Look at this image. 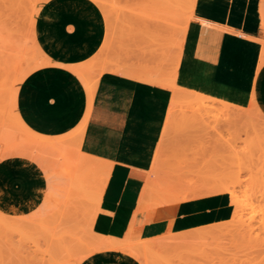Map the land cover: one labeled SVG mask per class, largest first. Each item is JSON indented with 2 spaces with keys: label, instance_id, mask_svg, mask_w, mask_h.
<instances>
[{
  "label": "rangeland",
  "instance_id": "1",
  "mask_svg": "<svg viewBox=\"0 0 264 264\" xmlns=\"http://www.w3.org/2000/svg\"><path fill=\"white\" fill-rule=\"evenodd\" d=\"M85 1L100 25L101 16L105 24L103 49L88 60L99 39L93 35V24L66 0H0V157L4 148L22 140L31 146L51 144L64 160L71 159L78 150L79 142L68 137L82 127L87 114L70 134L55 138L31 131L22 118L20 95L38 67L53 64V70L42 74V78L54 112L67 108L72 100L71 83L60 68H70L76 74L87 101V80L77 65H84L86 71L88 67V77L114 64L129 68L142 67L133 64H154L153 68H159L164 63L169 66L168 73L173 72L180 35L171 34L172 20L166 22L155 16L158 8L154 0ZM180 9L181 29L192 13L187 1ZM68 23L71 29L65 30ZM75 61L81 63L68 65ZM185 110L183 104L173 110L176 118L160 150L162 161L167 163L164 171L170 175L167 179L175 181L160 180L157 152L151 173L157 191L145 201L177 197L179 202L167 206L182 204L187 212L190 207L209 208L200 215H188V221L211 224L175 233L169 243L144 253L140 252L144 243L131 230L121 239L95 234L90 218L94 204H98L94 194L100 176L78 167L80 156H76L74 168L59 190L48 191L49 196L66 194L65 198L50 201L48 214L25 218L0 213V264H80L91 255L113 251L131 255L139 264H264V133H246L241 123L217 130L209 124L190 127L183 119L188 114L183 113ZM229 194L239 204L237 209L244 206L241 210L246 213L240 216V222L245 216L244 222L252 225L245 223L252 228L248 230L250 235L244 232L245 224L235 226L232 221L237 218H229L221 197L229 200L233 214L236 208Z\"/></svg>",
  "mask_w": 264,
  "mask_h": 264
},
{
  "label": "crops",
  "instance_id": "2",
  "mask_svg": "<svg viewBox=\"0 0 264 264\" xmlns=\"http://www.w3.org/2000/svg\"><path fill=\"white\" fill-rule=\"evenodd\" d=\"M73 1L66 0L72 9L81 12L80 6L72 5ZM91 11L102 29L98 43L85 60L98 51L105 35L102 16L101 26L98 16ZM187 23L181 38L178 64L173 73L175 86L242 107L254 102L264 114V0H197ZM70 29L71 25L66 24L65 30ZM48 42L49 35L45 48ZM79 63L68 62V65ZM64 64L67 65V62ZM139 66L142 67L125 68L153 74L157 70L160 77L170 79L167 73L169 66L165 64L160 68H153L154 64H133V67ZM60 69L71 83L72 100L69 106L61 111H53V100L42 78V74L53 70L50 62L36 68L24 85L20 95V113L31 131L48 138L70 134L87 114L82 127L68 137L72 139L84 127L78 150L71 159L64 160L59 150L51 144L29 145L31 148L23 150L4 148L0 157V177L1 184H8L10 192L0 194V213L25 218L30 214L36 217L48 214L52 205L50 201L65 198L66 194L49 196L47 175L68 177L77 157L85 155L94 164L110 166L98 204H94V210L99 209L96 213L100 211L95 213L92 221L95 234L121 239L131 230L133 235L143 240L211 224L188 221V215H200L208 212L209 208L191 210L188 205L189 212L183 211L182 204L144 207V211L143 206L140 208L142 187L152 163L156 166L154 158L157 152L160 180L175 181L167 179L170 176L164 171L167 163L162 161L160 155L162 142L159 145L171 102V89L132 76L110 73L103 77L102 74L96 81L92 99L88 94L87 101L84 86L76 74L70 68ZM37 146L48 150L45 154L35 153ZM16 169L33 177L34 184L26 185L25 192L9 186L11 173ZM221 197L226 201L230 218V202ZM134 258L113 251L91 255L80 264H139Z\"/></svg>",
  "mask_w": 264,
  "mask_h": 264
},
{
  "label": "bare ground",
  "instance_id": "3",
  "mask_svg": "<svg viewBox=\"0 0 264 264\" xmlns=\"http://www.w3.org/2000/svg\"><path fill=\"white\" fill-rule=\"evenodd\" d=\"M94 1L96 2L99 0H94ZM184 1L185 2L187 1L189 13L191 15L197 0H154L153 1L156 8H158V13L156 12L155 16L160 17L163 21H166V22L169 20H172V22L174 23L173 24L174 26H172V33L171 34L173 35V34L179 33V35H180L178 52H177V55L174 57V60H173L174 61V70L178 64L181 38H182V35L184 33L186 23L188 22V20H187L184 23V26L181 27V29H180V27H179L180 14L179 13H180V10L182 9V7L180 9L181 3ZM206 1H210V0H206ZM78 4H80V5H78ZM72 5L80 6L82 14L85 16V18H87L93 24L92 26H93L94 37L99 39V37L101 36L100 26H99L98 22L96 21V18L94 17V14L91 11V8L89 7V5L86 3V1L85 0H74L72 2ZM182 6H183V4H182ZM108 15H109V13H108ZM188 39H189V37H188ZM105 41H106V39H105ZM188 42H189V40H188ZM103 45H104V42L101 44L100 48L98 49V54L100 51H102ZM77 67L82 71L83 77H85V79L87 80V83H86L87 91H88V94H89L91 99L93 96V91H94L96 81H97L98 77L102 74H103L102 75L103 77L110 75V73H113L116 75L122 74V75L132 76V77H135V78L140 79V80H144V81H147V82H150L153 84L156 83V84L164 85V86H167L168 88H170L172 91V97H171V102H170V106L168 109L166 121L164 123V128H163L162 133H161L159 145L162 142V139H163L164 135L166 134L167 130L169 129V126L171 125L172 121H174V119L176 118V114H174L175 111H173V110L176 109L178 106H182V104H183V107L186 108V110L183 113H185V112L188 113V114L185 113L187 116L183 115L184 116L183 119L186 121L187 126L199 128V127H207L209 124L213 130H217V129H221L223 127L229 128L232 125L234 126L237 123H241L242 128L244 129V131L246 133H255V134L264 133V114L259 110V108L257 107V105L254 102H252L247 107H242L241 104H240L241 106H238V105H235L233 103L227 102L224 99L220 100L218 98L208 97V96H205L203 94H200V93L194 92V91L180 90L173 83L174 70L170 74V79H163L162 77L159 76L157 70L154 71V74H153L152 72H145V71H141V70H139V71L138 70L137 71L131 70L129 68L127 69L125 67H122L119 64L118 65L114 64L111 67L104 66L95 75L88 77L89 72H90V71H88L89 70L88 67H87V71H86V68L84 67V65H82V64L77 65ZM260 67L261 66L259 65V68ZM93 71H95V70H93ZM104 73H106V74H104ZM253 93H254V91H253ZM210 119H212V120H210ZM210 121L212 123H210ZM83 130H84V127L76 135H74L72 140L79 142V140L81 139ZM76 145L78 146V143ZM27 146H29L27 141L22 140L21 143H18L14 147H17V148L23 150V149L27 148ZM37 147H38V149L34 150L35 153L38 152L41 154H45L46 151L48 150L47 148H44V147H40V148H39V146H37ZM24 151H26V150H24ZM79 156H80V158L76 161V164L78 167L86 169V170H90L91 172H95L100 176L99 182H98L99 184H98V187L96 188L95 194H94L95 201L98 203L99 198H100V194H101V190H102L103 185L105 183L106 177H108V171H109L110 166L104 165V164H98V163L94 164L92 161H90L91 158L89 159L85 155H79ZM153 168H154V166L152 163V168H150V170L148 169L149 170L147 173L148 178L142 187L143 190H142L141 197L139 200V203L141 206L140 208H142V206H143L142 210L144 209V207L145 208L146 207L151 208V207H157V206L167 205L170 203L179 202V198H177V197L176 198L175 197L168 198L166 196L162 197L161 199H156L155 201L150 202V203L145 201V199L150 197V195H152L154 191L155 192L157 191L156 178L153 176V174H151ZM115 170H117V169H115ZM47 176H48V191L56 193L59 190L60 186L63 184V182L65 180V176L61 177V176L51 174V173H49ZM11 178H12V181L9 184V186H11V187L15 186L16 189H19L22 192H25V189L27 188L26 185H28V184L33 185L34 184V181L32 179L33 177L31 178L29 175H27V173L24 174V173L19 172L18 169H16L15 171L13 170V172L11 173ZM3 180H4V178H3ZM1 183L2 182H1V177H0L1 193L2 194H8L10 192V187H8V184L6 186L5 185L3 186ZM119 190H121V189H119ZM110 195H112V194H110ZM229 196L231 198V204L234 205V207L236 208L234 213L230 216V219L231 218H234V219L237 218L235 221L233 220L232 222H235V226L238 224L239 225L241 224L240 226L243 227L242 224L247 223V222H244L245 216H244V219L242 218L243 220L241 219L242 221L240 222V216H242L243 214L246 213L245 211H243L245 213H242L244 206L242 205L243 207L241 206L239 209H237L239 207V204L236 203V201L234 199L235 198L234 195L229 194ZM93 198H92V200H93ZM114 198H116V197H114ZM111 201H113V200L111 199ZM100 202H101V199H100ZM100 202H99V204H100ZM223 204H224V207L228 213V207L226 206V201L224 199H223ZM241 208H243V209L241 210ZM98 210H96V211H98ZM239 210H241V212ZM96 211H94V213L92 214V216L90 218V223H92V220L94 217H96V214L100 213V211L97 213H96ZM247 221H250V220H247ZM251 221H253V220L251 219ZM251 224H253V222ZM248 225H250V223ZM240 226H237L236 228H239ZM250 226H252V225H250ZM244 227L246 228V231H244L245 234L247 233V235H250L252 232L248 231V230L249 229L252 230V228H249V226H247L248 227V229H247L246 224ZM234 229L235 228H233V230ZM242 230H243V228H242ZM158 231H159V229H158ZM174 234H168V235L157 237V238L155 237V238L143 239V240H141L139 238L140 241L142 243H144V245L140 248L141 249L140 252L144 253V252L154 251V249H157V248L169 243L172 239H174ZM242 236H244V235H242Z\"/></svg>",
  "mask_w": 264,
  "mask_h": 264
}]
</instances>
